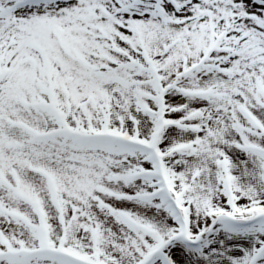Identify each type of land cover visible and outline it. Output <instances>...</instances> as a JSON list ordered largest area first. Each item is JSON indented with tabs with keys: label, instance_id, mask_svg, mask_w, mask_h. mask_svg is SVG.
Listing matches in <instances>:
<instances>
[{
	"label": "snow or ice",
	"instance_id": "1",
	"mask_svg": "<svg viewBox=\"0 0 264 264\" xmlns=\"http://www.w3.org/2000/svg\"><path fill=\"white\" fill-rule=\"evenodd\" d=\"M0 264H264V0H0Z\"/></svg>",
	"mask_w": 264,
	"mask_h": 264
}]
</instances>
